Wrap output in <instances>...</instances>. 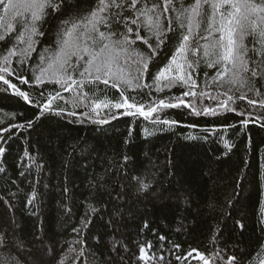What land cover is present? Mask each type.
Here are the masks:
<instances>
[{
	"label": "trees",
	"instance_id": "1",
	"mask_svg": "<svg viewBox=\"0 0 264 264\" xmlns=\"http://www.w3.org/2000/svg\"><path fill=\"white\" fill-rule=\"evenodd\" d=\"M70 2L80 8L96 4V0ZM192 2L185 0L186 5ZM64 18L45 20L40 27L45 36L38 48L54 46V34ZM7 22V17L0 22V34ZM13 23L12 34L0 41V58L21 31ZM243 44L250 49L252 37H244ZM176 46L170 43L159 51L149 66L150 74L134 81L140 88L101 83L83 89L88 94L85 103L105 98L120 102L121 91L130 103L146 108L160 99L185 100L184 106L160 108L153 119L121 114L128 110L114 107L102 108L99 116L82 117L79 113L87 109L74 107L72 91H61L64 98L54 101L53 111L36 119L42 111L37 106L50 92L60 90L59 85H35L31 74L21 71L17 57L12 58L11 66L29 76L30 82L21 84L15 75L6 78L27 92L32 102L11 88L5 91L8 86L0 81V147L5 148L0 168L6 169L0 172V231L20 245L18 250L0 248V260L10 264L16 260L19 264H204L194 257L204 253L215 264H232V256L242 257L245 264L264 262V120L258 119L264 116V108L259 103L254 108L248 105L249 99L264 98V80L255 82L260 96L248 91L252 82L244 87L213 84L214 71L206 67L201 48L186 54L194 64L198 60V66L184 67L185 73H193L196 96L184 97L189 86L182 83L169 89L161 81L163 90L157 91L153 76L168 64ZM134 47L148 54L142 41ZM248 57L255 59L252 52ZM178 62L185 63L184 59ZM224 93L236 97L228 104L235 111L203 114L204 108L216 107V100L226 99ZM242 94L247 99H239ZM189 104L201 114H193ZM60 109L64 112L58 115ZM71 111L78 115H68ZM157 116L176 123H154ZM101 118L109 122L101 124ZM136 180L149 183L150 189H140ZM33 190L36 199L28 203ZM140 247L148 253L145 258L140 257ZM81 250L82 260H73Z\"/></svg>",
	"mask_w": 264,
	"mask_h": 264
},
{
	"label": "snow or ice",
	"instance_id": "2",
	"mask_svg": "<svg viewBox=\"0 0 264 264\" xmlns=\"http://www.w3.org/2000/svg\"><path fill=\"white\" fill-rule=\"evenodd\" d=\"M0 22L7 17L8 22L3 25L5 31L0 34V41H6L14 30V23L20 25L21 31L17 35L15 43L3 55L0 63V81H3L13 92L31 103L27 92L21 91L9 78L12 75L21 84H28L29 76L19 74L11 65L13 57H17L16 63L22 72L31 74V82L35 85L47 86V84L59 85L60 90L50 92L44 102L37 106L40 116L44 112L53 111V103L62 100L64 97L61 91H72L74 107L83 106L86 111L79 113L82 117L99 116L103 109H127L126 114L130 116L139 115L145 119H153V114L158 113L160 108H175L185 105V100L175 98L176 103H166L160 99L158 102L145 107L143 104L130 103L124 91L120 92L122 100L111 102L107 98L103 100L93 99L90 103L88 94L83 92L85 86H105L111 83L113 88H119L120 83L133 87L134 81L139 80L145 74H150V64L159 54V51L167 44L175 43V53L169 62L153 76V82L157 91L163 88H173L178 84L189 86V91L183 92L184 97L196 96L193 91L196 81L192 79V71L184 72L185 64L189 69L198 66L187 59V52L193 54L203 49V56L208 69L214 71L211 77L213 84L222 86L228 85L246 86L249 82L253 87L248 88L249 92L255 91L257 96L261 95L260 89L255 87L257 80H264V0H193L185 4V0H96L94 7L80 8L70 0H0ZM171 13L172 15H169ZM60 20L54 34V46L47 49L38 48L45 32L40 30L41 25L48 17ZM201 31L205 35H201ZM145 34H141V33ZM252 37L253 44L249 49L243 44V38ZM137 41H142L147 46L148 54L139 51L136 47ZM201 41H205L201 44ZM195 44V47H191ZM252 52L255 59L248 57ZM35 54V55H33ZM247 57V58H246ZM184 59L185 63H179ZM35 63H30L31 61ZM28 65V67H25ZM173 66H175V71ZM38 73V74H37ZM207 76L208 73L205 72ZM49 79L46 81L44 77ZM164 81L163 88L160 82ZM119 82V83H118ZM140 88V83H135ZM143 87H149L143 85ZM44 96L43 92H40ZM201 97L205 93H199ZM226 99L216 100L215 108H204L203 114L215 115L220 109H229L228 104L234 96L224 93ZM239 99H247L242 94ZM257 103L264 108V98L257 101L249 99L248 105L255 107ZM191 111L200 115L201 111L191 104ZM64 109L57 112L63 114ZM244 113L241 112V115ZM68 115L75 117L76 111ZM112 119L116 116L112 115ZM264 120V116L258 117ZM101 124H107V119H99ZM154 123L163 125H174L176 121L167 119L161 120L159 116L154 118ZM248 123V121H242ZM32 126L33 121H27ZM15 127V126H14ZM23 127V125H19ZM8 131V129H4ZM131 134V133H130ZM5 153V148L0 147V154ZM24 155H28L26 151ZM128 159L127 156L124 157ZM37 167H39L37 165ZM0 168V172H5ZM140 189L149 190L151 185L141 180H136ZM68 191L67 189H64ZM29 195L28 203L36 199V192L33 190ZM95 211L94 208L91 209ZM0 223H3L0 220ZM243 225H241L242 227ZM147 227V223H145ZM76 231V229H73ZM264 231V228L261 229ZM160 239H165L160 237ZM215 239V236L213 237ZM19 242L9 241L8 233L0 231V248L11 250L12 247L19 249ZM151 247L152 245H148ZM179 247V245H175ZM142 254L144 247H140ZM194 252L198 250L194 249ZM81 255L73 257V260H82ZM192 255V253H189ZM180 259V257H177ZM198 259L204 264H215L209 256L198 253ZM232 264H245L242 257H229ZM0 264H10L8 260H0ZM13 264H19L16 260ZM264 264V262H262Z\"/></svg>",
	"mask_w": 264,
	"mask_h": 264
},
{
	"label": "rangeland",
	"instance_id": "3",
	"mask_svg": "<svg viewBox=\"0 0 264 264\" xmlns=\"http://www.w3.org/2000/svg\"><path fill=\"white\" fill-rule=\"evenodd\" d=\"M144 252H145V251H144ZM145 253H146V252H145ZM145 256H148V253H146V255L141 253V255H140L141 258H145ZM194 257H197V258H198V256H194ZM146 259H147V258H146Z\"/></svg>",
	"mask_w": 264,
	"mask_h": 264
}]
</instances>
